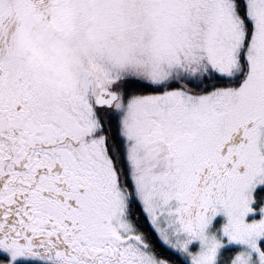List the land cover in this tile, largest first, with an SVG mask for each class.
<instances>
[{"label": "snow or ice", "instance_id": "1", "mask_svg": "<svg viewBox=\"0 0 264 264\" xmlns=\"http://www.w3.org/2000/svg\"><path fill=\"white\" fill-rule=\"evenodd\" d=\"M0 264H264V0H0Z\"/></svg>", "mask_w": 264, "mask_h": 264}]
</instances>
